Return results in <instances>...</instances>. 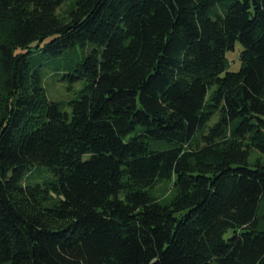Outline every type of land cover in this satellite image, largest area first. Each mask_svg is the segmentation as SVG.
Listing matches in <instances>:
<instances>
[{
    "label": "trees",
    "instance_id": "16d2710c",
    "mask_svg": "<svg viewBox=\"0 0 264 264\" xmlns=\"http://www.w3.org/2000/svg\"><path fill=\"white\" fill-rule=\"evenodd\" d=\"M61 2L0 0V264H264V0Z\"/></svg>",
    "mask_w": 264,
    "mask_h": 264
},
{
    "label": "rangeland",
    "instance_id": "374dc122",
    "mask_svg": "<svg viewBox=\"0 0 264 264\" xmlns=\"http://www.w3.org/2000/svg\"><path fill=\"white\" fill-rule=\"evenodd\" d=\"M71 0H62L59 8L58 14L63 15ZM240 49V44L236 42V46L227 53V59L229 61L230 69H237L239 67V58L238 50ZM1 79V74H0ZM45 90L47 93L60 101H66L69 97L73 95L79 87L80 83H75L73 86H67V83L64 82L59 77L46 76L44 80ZM5 101V93L2 91V86L0 83V113L3 111ZM259 158L261 161H264V154H260L257 150H252L249 156L250 163L254 162L255 159ZM50 174L41 168H31L28 169L23 177V180L28 183H41L46 180ZM152 194L161 201L168 200L173 194V188L171 185V180H164L158 183L152 190Z\"/></svg>",
    "mask_w": 264,
    "mask_h": 264
}]
</instances>
